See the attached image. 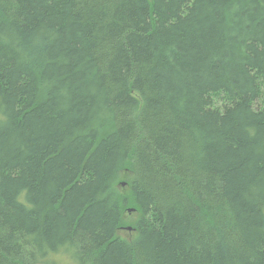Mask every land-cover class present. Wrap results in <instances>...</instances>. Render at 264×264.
Instances as JSON below:
<instances>
[{"label": "trees", "instance_id": "1", "mask_svg": "<svg viewBox=\"0 0 264 264\" xmlns=\"http://www.w3.org/2000/svg\"><path fill=\"white\" fill-rule=\"evenodd\" d=\"M259 99L264 0H0V264H264Z\"/></svg>", "mask_w": 264, "mask_h": 264}, {"label": "rangeland", "instance_id": "2", "mask_svg": "<svg viewBox=\"0 0 264 264\" xmlns=\"http://www.w3.org/2000/svg\"><path fill=\"white\" fill-rule=\"evenodd\" d=\"M255 105H256V107L258 106V107H260V108H263L264 107V105H263V103H262V101H261V99H259V100H257L256 102H255ZM132 211V209H129V212H131ZM131 214H134V213H128L126 216H127V222L128 223H126V224H132L134 221H135V215H131ZM128 228H130V227H126V228H123L122 230V232H121V235L122 236H125V237H131L132 236V234H131V228L130 229H128ZM55 260V262L57 263V264H74L73 262H71V260L70 259H68L67 257H57V258H55L54 259Z\"/></svg>", "mask_w": 264, "mask_h": 264}, {"label": "bare ground", "instance_id": "3", "mask_svg": "<svg viewBox=\"0 0 264 264\" xmlns=\"http://www.w3.org/2000/svg\"><path fill=\"white\" fill-rule=\"evenodd\" d=\"M124 183H122V185H123ZM124 186V185H123Z\"/></svg>", "mask_w": 264, "mask_h": 264}, {"label": "water", "instance_id": "4", "mask_svg": "<svg viewBox=\"0 0 264 264\" xmlns=\"http://www.w3.org/2000/svg\"><path fill=\"white\" fill-rule=\"evenodd\" d=\"M124 185V184H123ZM128 229H130V228H128Z\"/></svg>", "mask_w": 264, "mask_h": 264}]
</instances>
